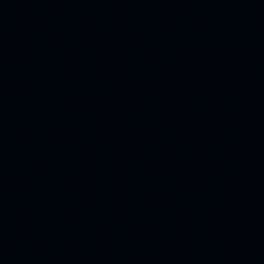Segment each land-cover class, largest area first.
Here are the masks:
<instances>
[{
    "label": "water",
    "instance_id": "1",
    "mask_svg": "<svg viewBox=\"0 0 264 264\" xmlns=\"http://www.w3.org/2000/svg\"><path fill=\"white\" fill-rule=\"evenodd\" d=\"M0 264H264V0H0Z\"/></svg>",
    "mask_w": 264,
    "mask_h": 264
}]
</instances>
